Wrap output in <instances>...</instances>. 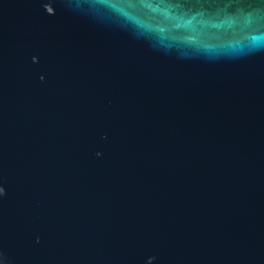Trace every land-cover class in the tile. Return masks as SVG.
Returning a JSON list of instances; mask_svg holds the SVG:
<instances>
[{"label": "water", "instance_id": "1", "mask_svg": "<svg viewBox=\"0 0 264 264\" xmlns=\"http://www.w3.org/2000/svg\"><path fill=\"white\" fill-rule=\"evenodd\" d=\"M0 264H264V0H0Z\"/></svg>", "mask_w": 264, "mask_h": 264}]
</instances>
